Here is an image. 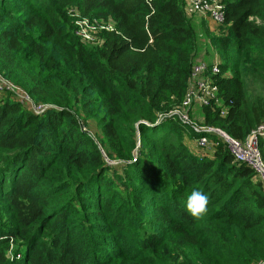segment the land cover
I'll list each match as a JSON object with an SVG mask.
<instances>
[{"label":"trees","instance_id":"trees-1","mask_svg":"<svg viewBox=\"0 0 264 264\" xmlns=\"http://www.w3.org/2000/svg\"><path fill=\"white\" fill-rule=\"evenodd\" d=\"M220 2L226 113L202 109L246 139L264 122V97L248 103L245 83L264 82V0ZM185 5L0 0V73L46 106L37 114L0 92V264H264L259 172L224 142L195 151L185 136L199 133L170 115L198 48ZM94 18L107 27L85 42L76 21ZM193 189L209 197L201 218L184 207Z\"/></svg>","mask_w":264,"mask_h":264},{"label":"built area","instance_id":"built-area-1","mask_svg":"<svg viewBox=\"0 0 264 264\" xmlns=\"http://www.w3.org/2000/svg\"><path fill=\"white\" fill-rule=\"evenodd\" d=\"M185 9L187 13L190 14H203L209 16V18L215 21L218 26L222 25L224 20L223 5L220 0H186ZM91 23L95 24L96 21L91 22L88 19L77 20V26H79V28H77L76 33L82 39H84V36L86 37L84 33L85 26L83 25H89ZM106 27V24L102 25L100 27V31ZM87 37L89 40L91 39L89 36ZM96 39L97 38L95 37V40ZM216 56L217 57L212 61H203L198 63L193 62L187 93L182 103L170 112L172 117H175L186 125L190 124L187 121L188 110L190 108H194L196 104L201 107L213 106L216 109L221 107V114L226 113V108L223 107V103L219 96L220 89L218 80L221 73V59L218 55ZM0 79L5 82V85H0V92H12L17 100H19L22 104L25 102H33L39 108V110H34L37 114H42L45 111V105L37 104L26 91L6 79L1 73ZM193 130L199 133L198 136L203 138H199L197 140L200 142L199 145H205L208 143V145L205 146L211 148L224 142L237 161L247 163L254 167L264 180V161L262 160L263 152L260 149L258 131H253L246 139L242 140L230 136L221 128L205 126L202 128H194ZM208 134H213L216 138H213L212 140Z\"/></svg>","mask_w":264,"mask_h":264},{"label":"rangeland","instance_id":"rangeland-1","mask_svg":"<svg viewBox=\"0 0 264 264\" xmlns=\"http://www.w3.org/2000/svg\"><path fill=\"white\" fill-rule=\"evenodd\" d=\"M74 15H78L77 12ZM189 15H191L190 19L200 17V14H190L189 13ZM93 20H96L95 24L91 23L89 25H85V24L83 25V26H85L84 27V33L86 35V37L85 36L83 37L84 38L83 40L85 42H89V43H94V42L98 43L100 41L98 38L99 33L101 32L100 27L102 25H104L105 22L102 21L101 19H98V18H94ZM202 20H203V22L202 21L200 22V24L202 26L195 30L196 35H197L198 48H197V52H196L197 54L194 57L193 62H196V63L208 61V60L212 61L210 59L212 58L213 52L217 51L216 36H215L216 33L214 31L209 30L208 24H207L205 19H202ZM76 24H77V21H76ZM78 28H79V26H78ZM216 30L219 33L220 32V26H218ZM87 36H89L91 39L89 40ZM95 37L97 38L96 40H95ZM208 57H210V58H208ZM245 83H246V88H247L248 103H252V102L258 100L259 98L264 97V82L259 77V75L254 74V73H247L245 76ZM0 85H5V82H3L2 79H0ZM23 105H25L31 111H34L36 109L39 110V108L33 102H30V103L25 102ZM187 121L190 123V124H188V126H189V128L191 127V129L202 128L205 126L220 128V127H217L216 125L212 126V125L208 124L207 114L202 109V107L199 106L198 104H196L194 108H190L188 110ZM85 129L88 130L89 134L100 144L108 162L112 165L120 164L119 161L110 160L109 157L106 156L107 150H108V144L106 142L105 137L102 134L101 128L97 124V121L95 119H89L85 125ZM255 131L259 132L258 140L259 141L264 140V122L259 127H257ZM199 138H202V137L196 135L193 138L189 134H186V136H185V140L188 142L190 140V142L192 143V148L195 151L201 150V152H203V151L208 152L209 147L205 146V145H208V143H206L205 145H199L200 142L197 141ZM212 140H213V138H212ZM242 140H244V139H242ZM262 160L264 161V151L262 153ZM10 254H11V252H10Z\"/></svg>","mask_w":264,"mask_h":264},{"label":"clouds","instance_id":"clouds-1","mask_svg":"<svg viewBox=\"0 0 264 264\" xmlns=\"http://www.w3.org/2000/svg\"><path fill=\"white\" fill-rule=\"evenodd\" d=\"M209 197L199 190L193 189L185 197L184 207L194 218H201L208 212Z\"/></svg>","mask_w":264,"mask_h":264},{"label":"crops","instance_id":"crops-1","mask_svg":"<svg viewBox=\"0 0 264 264\" xmlns=\"http://www.w3.org/2000/svg\"><path fill=\"white\" fill-rule=\"evenodd\" d=\"M188 16H189V18L191 17V15H189V13H188ZM202 19H205L206 20V22H207V24H208V27H209V30L210 31H214L215 33H216V35H217V27H218V24L217 23H215L211 18H209V16H207V15H203V14H200V17H196V18H194V19H191V22H192V25H193V27H194V29L196 30L197 28H199V27H201L202 25L200 24V22L202 21L203 22V20ZM215 29V30H214ZM215 35V36H216ZM200 52V51H199ZM202 53V52H201ZM197 54V53H196ZM216 55H218V53L217 52H213V55H212V58L210 59V60H214L217 56ZM196 56V55H195ZM219 56V55H218ZM208 58H210V57H208ZM207 58V59H208ZM209 61V60H208ZM191 143V142H190ZM192 144V143H191Z\"/></svg>","mask_w":264,"mask_h":264}]
</instances>
